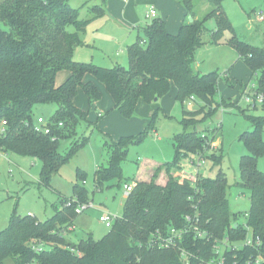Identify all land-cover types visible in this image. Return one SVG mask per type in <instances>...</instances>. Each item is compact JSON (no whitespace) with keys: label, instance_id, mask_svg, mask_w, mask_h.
<instances>
[{"label":"trees","instance_id":"16d2710c","mask_svg":"<svg viewBox=\"0 0 264 264\" xmlns=\"http://www.w3.org/2000/svg\"><path fill=\"white\" fill-rule=\"evenodd\" d=\"M68 1L0 0V123L6 121L0 127L1 153L38 158L42 166L39 181L48 185L51 176L88 138L75 137L78 126L90 122L88 110L73 103L78 87L90 104L101 97L94 81L84 80L87 74L106 87L114 102L113 109L122 117L134 115L140 98L152 103L167 95L171 84L175 86L177 101L183 103L193 96L200 103L199 108L181 111L182 132L173 137L171 160L156 162L141 179L132 177L133 187L125 197L123 212L104 236L95 239L88 233L76 242L66 239L68 226L77 216V202L88 200L86 188L75 183V200L62 199V206L49 218L41 221L30 215L10 216L0 231V264H206L216 257L215 241L225 237L233 245L243 241L248 231L260 237L261 243L235 249L224 247L223 264H264V173L257 167V158L264 153V116L247 114L253 127L240 135L247 153L239 158V184L250 191V208L244 214V224L235 220L238 214L228 207V182L221 172L215 177L199 173L194 176L184 171L181 162L186 156L206 154L212 148L213 138L196 129L201 119L215 110L213 98L222 78L217 70L198 73L193 69L194 52L207 31L205 18L215 19L213 42H219L224 30L231 31L227 45L235 49L238 59L250 70L246 83L239 82L241 92L247 82H252L264 94V47H256L234 33L222 5L224 0H207L212 9L201 19L194 18L193 0H178L186 10L178 31L170 33L159 17L137 25L135 41L125 47L127 66L115 62L103 67L93 61H75L74 49L85 44L81 34L90 21L104 16L105 0L90 6L86 18L81 17L80 7L72 8ZM61 70L70 75L55 86V77ZM226 84L234 85L228 80ZM46 103L56 104V109L45 123L38 125L33 109L36 104ZM220 103L225 104L223 98ZM154 122L153 114L139 134L104 139L107 159L94 171V189L102 190L115 180L117 186L127 183L122 162L129 146L140 144ZM63 138L72 141L69 150L62 154L58 145ZM210 159L214 164L220 163V156L215 153ZM76 175L83 180L81 170ZM68 200H72L69 205ZM188 214L199 217L210 239L189 235L186 246L194 256L185 263L176 247H158L155 237L158 229L183 225ZM35 246H40V250H34ZM258 257L262 260L255 263Z\"/></svg>","mask_w":264,"mask_h":264},{"label":"rangeland","instance_id":"374dc122","mask_svg":"<svg viewBox=\"0 0 264 264\" xmlns=\"http://www.w3.org/2000/svg\"><path fill=\"white\" fill-rule=\"evenodd\" d=\"M68 4L72 8L80 7L81 17L86 18L88 17V8L95 4H101V0H69ZM222 5L232 23L234 33L256 47H264V0H224ZM193 8L195 19L205 18L212 9L207 0H193ZM135 9L139 20L136 24L145 25V20L148 23L150 19H145L142 6L136 5ZM260 15L263 19H259ZM204 23L207 31L202 35L203 43L194 52L193 68L197 64L200 73L217 70L222 78L218 81V91L213 98L215 99L213 105L215 110L211 113V116L201 119L196 125V129L200 133H207L209 138H213L212 148L208 149L206 154L186 156L182 158L181 162L184 171L194 176L196 167L191 160L197 164L203 162L198 170L201 176L215 177L218 172H221L228 182L226 188L228 207L231 212L238 214L235 220L244 224V214L250 208V191L239 184L241 181L239 158L242 154L247 153L240 135L247 130H252L253 124L247 118V114L264 116V104L257 105L256 109H250L246 107L243 100L239 99L241 92L239 82L244 81L246 75L248 79L249 73L247 66L243 62H239L238 53L235 49L227 45L226 41L231 31L224 30L219 36V42L215 43L211 38V32L216 26L214 17H206ZM89 26L86 32L102 41L105 45V51H108V56L117 51L118 56L124 57V61H120V57L111 56L113 61H105L104 64L99 65L107 67L118 62L127 66L128 56H126L124 46L135 41L136 31L126 35L129 37L127 40L123 38V42L126 44L121 43L120 45L118 41L108 40L113 31L117 35L122 34L123 30H120L118 25L98 20ZM97 28L99 32L92 34V31ZM140 34L142 35V33ZM97 52L93 48L77 47V53H90L99 59L102 56ZM195 71L198 72L196 69ZM226 77L229 81L231 80L233 86L229 87L226 84ZM93 79L101 85L94 76ZM246 81L241 83H246ZM79 89L81 90V88ZM175 92V86L171 84L167 95L149 103V113L146 116L140 112L141 110H135L131 120H137L139 123H132L129 127L120 126L112 118L108 122L102 121L99 124L97 120H101V118L97 117L96 110L93 107L88 114V118L92 122L90 124L82 122L78 126L75 136L77 139L78 137L87 136V140L76 149L77 151L68 158L60 170L51 176L48 185L39 181L42 166L38 158L11 153H8L5 157L4 153L0 154V231L4 230L12 214L35 216L41 221L49 218L55 213L56 209L62 206V199L76 198L73 196V187L75 183H80L87 190L86 199H92L94 205L99 206L100 209L89 208L76 216L73 222L75 229L68 234L66 233V239L69 242H76L81 237H86L88 233L92 234L95 239L104 236L109 227L104 226L98 220L99 216L106 212H113L121 216L125 200L122 193L123 185H115L116 180L112 181L111 184L109 183V186L102 190L94 189V171L97 165L105 164L107 159L106 149L103 145L104 139L106 138L108 141L110 137L116 138L120 132L124 131H128L125 135H137L140 133L139 131L148 126L154 114L153 128L142 138L140 144L129 146V153L122 162L123 178L126 177L125 181L133 185L132 177L138 173L137 168L140 167L141 163L170 161L174 155L173 137L182 132L181 111L185 109L195 110L199 108L198 104H200L196 102L195 98L191 104L188 103L190 101L188 98H185L181 103L175 99ZM221 98L224 99L225 104L220 103ZM55 109L56 104L53 103L36 104L33 114L34 117L41 115L47 120ZM105 114L106 112H103L102 117ZM261 129V138L264 141V121ZM71 141L70 138L60 140L59 152L62 154L67 152ZM212 153L220 156V163L214 164V161L210 159ZM257 160L258 169L264 173V153L259 155ZM146 166V169H148L151 164ZM78 170L83 172V180L78 179L76 175ZM148 178L150 179V176ZM6 264H10V262H6ZM32 264L38 263L33 262Z\"/></svg>","mask_w":264,"mask_h":264},{"label":"crops","instance_id":"0c3cea01","mask_svg":"<svg viewBox=\"0 0 264 264\" xmlns=\"http://www.w3.org/2000/svg\"><path fill=\"white\" fill-rule=\"evenodd\" d=\"M154 5V7L157 9V13L159 18H161L164 21V24L166 26V30H168L170 33H176L180 27V25L182 24V21H184L185 19V14H186V10L183 7V5H181V3L178 0H105V5H104V10H105V14L104 16L100 17V18H96L93 19L92 21H90V23L87 25V28L85 29V31L81 34V38L83 40V42H85L84 45L81 46H85L87 49H95L96 51H98L97 53H99V55H101L102 57H99V59H97V57H94L93 54H86V53H77V47L75 48V50L73 51V57L75 60L78 61H93L96 64H104L103 62L105 61H113L112 57L118 56V52L115 51L114 54H111V56L107 54L108 51H105V45L102 43V41L98 40V37H93L91 34L89 35L87 31L88 27H90L89 25L95 21L98 20H102L104 23L106 22H110L113 25H118L120 27V30L122 29L123 32L121 35H117L114 31L112 33V35L108 38L109 41H114V42H119L120 45L123 42V38H125V40H127L129 37H127L126 35H129L132 33V31H136L135 27L137 26V21L138 20V16L136 13V5H140V7L142 6L143 9V13L147 10L146 7L147 6H151ZM145 22L147 23V21L145 20ZM150 22V21H148ZM145 23V24H146ZM95 32H99L98 28L94 29L92 31V34H94ZM137 33V31H136ZM133 43V41H132ZM126 44V43H124ZM131 44V43H130ZM128 45V44H126ZM126 45L124 47H126ZM106 52V53H104ZM125 52V51H124ZM104 58V59H102ZM86 59V60H85ZM101 60V61H98ZM239 62H243L242 60L238 59ZM120 61H124V57L122 56V58L120 57ZM101 66V65H100ZM199 66L197 64L194 65V68L200 72L197 68ZM193 68V69H194ZM248 73H250V70L248 68ZM70 73L67 70H61L59 72H57V75L55 77V86H60L61 83H63L68 77H69ZM91 74H87L84 77L85 81H94L95 85L99 88L100 92H101V97L99 100L92 102V104L88 103L87 97L84 93V91L79 89L80 87H78L77 90V94L73 99V103L75 104V106L80 107L82 109L88 110V114L89 111L91 109H93V107L96 110L97 113V117L101 118V120H97V122H99V124H101L102 121L108 122L111 118L115 123H118L120 126H131L132 123L134 124H138L139 122H137V120H131L133 118H126V117H122L115 109H113L114 106V102L109 94V92L106 90V87H104V85L101 83V85H99L97 82H95V80L93 79V75ZM228 80V77H226ZM247 79V75L246 78L243 80H241V82H245ZM229 81V80H228ZM231 82V80L229 81ZM218 84V83H217ZM219 86V85H218ZM80 90V91H79ZM176 90V89H175ZM137 106L135 110H141L140 112L142 114H144L145 116L148 115L149 113V103H147L146 101H144L143 99H139L137 101ZM103 112H106L105 116H103ZM41 116V115H39ZM89 115H87L88 118ZM42 117V116H41ZM89 120V118H88ZM89 122H92V120ZM128 131H124V132H120V134H118V137L124 136L125 134H127ZM116 137V138H118ZM114 138V139H116ZM158 162V161H156ZM156 162H145V163H141L140 167L137 168L138 173L136 175H134L133 177L135 179H141L143 177V173H147V171H150L151 168L154 167V165L156 166ZM147 164H151V166H148L149 168L146 169V165ZM123 190V189H122ZM125 197V196H124ZM95 209H100L99 206L95 207ZM79 216V215H77ZM74 223L71 226H68V231L67 234L69 232H72V230H74Z\"/></svg>","mask_w":264,"mask_h":264},{"label":"built area","instance_id":"2783aa9c","mask_svg":"<svg viewBox=\"0 0 264 264\" xmlns=\"http://www.w3.org/2000/svg\"><path fill=\"white\" fill-rule=\"evenodd\" d=\"M157 16H158L157 9L154 7V5L151 4V6H148L147 10L144 13L145 19H150L149 21H151L153 18H156ZM259 19H263L262 15L259 16ZM188 99L190 100L188 103L191 104L194 97L190 96ZM239 99L245 102L246 107L250 109H256L257 105H262V103L264 102V94L263 92L257 90L256 85L254 83L247 82L246 87L242 90V92H240ZM36 120H37L38 125L46 122V120L41 116H38ZM5 124H6V121L1 120V126ZM47 131L48 129L44 130V132L46 133ZM4 156L6 157L5 154ZM202 159H199V160H202ZM202 163L203 162H200L197 164L196 162H194L195 167H196L195 168L196 174L198 173L199 167L202 165ZM132 187H133L132 183H128V182L123 186L122 193L124 194L125 197L131 191ZM72 200H75V198ZM72 200H68L66 204L69 205ZM95 207L96 206L94 205L92 199L86 200V201H80V202H77L74 208V211L77 215H80V213L85 212L86 209H89V208L95 209ZM116 218H118V215L116 213L106 212L104 214H101L98 220L101 223H103L104 226H107L110 228L112 222ZM189 235H191L194 239H200V240L210 239L207 229L201 226V224L199 223V217L196 214L194 215L188 214L185 217V223L181 226H173L165 230L158 229L156 237H155V244L158 247H164V248L176 247L178 249V252L180 254L182 261L185 263H188L190 257L194 256L192 252L190 251V249L187 248L186 246L187 244L186 238ZM245 237L246 238L243 241L237 242L233 245H231L229 243L228 238H225V237L221 239L220 242L215 241V243L213 244V251L214 253H216V257L209 259L206 262V264H223L224 258L222 256V251L224 247H231L232 249H235V248H239L242 246H250V247L258 246L261 243L260 237L253 236L251 231L250 232L248 231ZM34 250H40V246H35ZM260 260H262V258L258 257L255 260V263H258Z\"/></svg>","mask_w":264,"mask_h":264},{"label":"water","instance_id":"95a60500","mask_svg":"<svg viewBox=\"0 0 264 264\" xmlns=\"http://www.w3.org/2000/svg\"><path fill=\"white\" fill-rule=\"evenodd\" d=\"M189 20H191V17H189Z\"/></svg>","mask_w":264,"mask_h":264}]
</instances>
